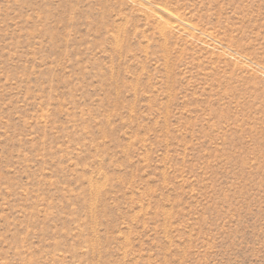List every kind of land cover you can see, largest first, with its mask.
<instances>
[{"label": "rangeland", "instance_id": "rangeland-1", "mask_svg": "<svg viewBox=\"0 0 264 264\" xmlns=\"http://www.w3.org/2000/svg\"><path fill=\"white\" fill-rule=\"evenodd\" d=\"M0 264H264V0H0Z\"/></svg>", "mask_w": 264, "mask_h": 264}]
</instances>
